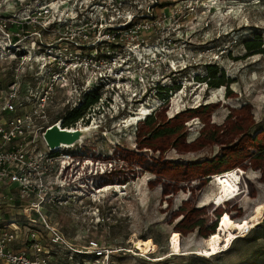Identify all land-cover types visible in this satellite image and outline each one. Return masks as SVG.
<instances>
[{"label": "rangeland", "instance_id": "rangeland-1", "mask_svg": "<svg viewBox=\"0 0 264 264\" xmlns=\"http://www.w3.org/2000/svg\"><path fill=\"white\" fill-rule=\"evenodd\" d=\"M136 3L145 15L140 20L150 26L129 38L121 50L145 48L141 50L145 54L164 49L165 54L154 57V66L166 69L164 63L174 58L171 64L177 70L163 77L164 70L159 76L165 84L159 90L164 92L156 87L150 93L151 121L146 116L124 126L139 102H129L114 118L108 103L100 108L103 115L91 110L90 119L95 113L102 126L81 138L83 156L93 161L89 165L93 172L85 179L88 193L43 210L72 246L81 247L94 238L112 248L109 264H264V238L250 240L248 231L223 251L200 252L221 214L249 220L257 204L264 210V0ZM128 4L122 0L121 8ZM259 35L263 51L254 52L247 42H258ZM210 65L217 67V77L222 74L224 84L219 87L201 80L211 75ZM15 69L12 62L0 63V84L10 81ZM32 73L25 70L26 85L33 86ZM57 117L52 112L50 120ZM231 169L238 170L242 192L218 206L213 200L227 184L217 176ZM105 184L113 187L94 192V187ZM10 193L12 199L0 194V221H24L33 210H25L29 203L19 200L15 190ZM263 221L264 216L259 223ZM176 231L182 235L179 251L171 249ZM27 233L28 228H22L15 246H24ZM44 234L49 236V231ZM147 238H152L154 248L142 253L133 240ZM45 242L47 248L57 246L54 250L66 255L62 246ZM75 262L93 264L85 256L70 261Z\"/></svg>", "mask_w": 264, "mask_h": 264}, {"label": "built area", "instance_id": "built-area-1", "mask_svg": "<svg viewBox=\"0 0 264 264\" xmlns=\"http://www.w3.org/2000/svg\"><path fill=\"white\" fill-rule=\"evenodd\" d=\"M129 1L124 10L122 0H0V63L16 64L13 78L0 84V194L12 199L10 190H15L19 200L29 203L25 210H33L24 221H0V264H55L59 259L71 264L79 256L109 264L112 248L94 238L72 246L43 210L67 205L76 195L82 199L88 193L86 174L93 172L91 159L82 153V136L53 149L44 133L53 124L67 130L99 128L100 116L94 113L90 119V113L96 109L103 115L100 108L107 103L111 118L124 113L129 102L151 108L150 93L165 88L160 74L177 70L174 58L164 63L166 69L154 66L164 49L121 50L150 26L140 20L145 15L136 0ZM26 69L33 70V86L23 82ZM91 91L98 92V101L74 124L50 120L52 112L59 116ZM24 227V246H15ZM47 239L66 255L54 250L57 246L47 248Z\"/></svg>", "mask_w": 264, "mask_h": 264}, {"label": "bare ground", "instance_id": "bare-ground-1", "mask_svg": "<svg viewBox=\"0 0 264 264\" xmlns=\"http://www.w3.org/2000/svg\"><path fill=\"white\" fill-rule=\"evenodd\" d=\"M183 92V91H181ZM140 109L141 106H143ZM153 106V105H152ZM140 107L131 115L126 118L124 126H127L129 124H133L139 120H142L146 116H148L149 113H151V108L148 107L145 104L140 105ZM154 109V107H153ZM138 111V112H137ZM137 112V113H136ZM60 128L62 126L58 125ZM93 126H87L84 128V126H80L77 128H74L72 131H89ZM60 146H67V144L62 143ZM90 163H93L92 160L89 161ZM223 177L227 184V191H220L216 195V199H214L217 203L224 201L227 196L232 194L239 183L240 177L239 174L231 171V172H225L217 176V178ZM224 182V183H225ZM226 184L224 186H226ZM113 186L111 184H107L104 188L102 186L101 191H107L111 189ZM96 188V189H95ZM94 192L99 190L100 187H94ZM93 192V193H94ZM264 216V210L261 205H256L254 208V212L250 216V219H233L228 214H225L221 217L219 222V227L215 229L216 231L211 233L208 238L206 239V248L201 249L200 252L203 254H212L220 249L223 251L224 249H227L232 244V241L234 240L236 236L242 235L245 232H249L251 227H253L255 224H258L261 221V218ZM218 225V224H217ZM233 239V240H232ZM134 246L137 250L141 251L142 253H149L152 252V249L154 248L153 240L152 238L147 239H134L133 240ZM182 244V235L178 231L175 233V235L172 237L171 240V249L179 251ZM198 251V250H197ZM174 252V251H173ZM174 254V253H173ZM143 255V254H142ZM158 259V258H157Z\"/></svg>", "mask_w": 264, "mask_h": 264}, {"label": "trees", "instance_id": "trees-1", "mask_svg": "<svg viewBox=\"0 0 264 264\" xmlns=\"http://www.w3.org/2000/svg\"><path fill=\"white\" fill-rule=\"evenodd\" d=\"M257 37H258V42L253 43V42L250 41V42H247V45H248V48L251 49V50H254V52H262L263 51V49L261 48L262 38H261L260 35L257 36ZM208 67H210L208 69V71L211 73V75L209 77H201V78H203L201 80H207L206 82H208L209 85L214 86V87H219L220 85L224 84V79L222 77V74L220 76H218V77L216 75V73H217V67H215V69H212V66L211 65L208 66ZM159 92L160 93H163L164 91H160L159 90ZM97 101H98V92L91 91V92L87 93L84 96V98L82 99V101L77 106H75L73 108H67L65 110V112L61 113L58 116V118H61L62 119V124L64 126L72 125L77 120H79L81 117H83L84 115H86V113L89 111V109L91 108V106L93 104H95ZM153 118H154L153 117V113H151L145 119H147V121H151V119H153ZM231 171H234V172L238 173V170H236V169L227 170V171H224L223 173H225V172H231ZM105 172L106 171H104L103 173H105ZM218 175H220V174H218ZM239 183H240V180H239ZM239 183H238V185L236 187L237 189L235 190V192H233L231 195L227 196V198L224 201H221V202L217 203L215 200H213V203L214 204H217L218 206L222 205V203H223V205H225V203H228V201L230 202L233 199H235L236 197H238L240 195V193L242 192V191H239L240 190ZM105 185H107V184H105ZM105 185H103V187ZM101 187L102 186H100V188ZM225 214H228L229 215L228 212H225V213L221 214L219 216V219H218V225H217V227H219V222H220L221 217L223 215H225ZM217 227L215 229H217ZM176 232H178V231H176ZM246 238H248L250 240H256V239L264 238V221L262 223H258L257 226H255L254 228H251L249 230ZM233 244H234V240L232 241V244L230 245V247Z\"/></svg>", "mask_w": 264, "mask_h": 264}, {"label": "water", "instance_id": "water-1", "mask_svg": "<svg viewBox=\"0 0 264 264\" xmlns=\"http://www.w3.org/2000/svg\"><path fill=\"white\" fill-rule=\"evenodd\" d=\"M86 131H72L60 128L57 124H53L47 128L44 137L50 147L58 148L62 143L71 144L83 135Z\"/></svg>", "mask_w": 264, "mask_h": 264}]
</instances>
